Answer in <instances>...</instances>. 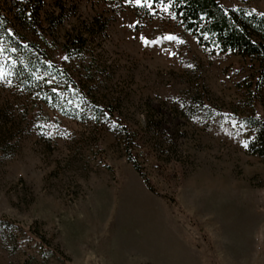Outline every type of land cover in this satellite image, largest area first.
<instances>
[{"label":"rangeland","instance_id":"1","mask_svg":"<svg viewBox=\"0 0 264 264\" xmlns=\"http://www.w3.org/2000/svg\"><path fill=\"white\" fill-rule=\"evenodd\" d=\"M40 15L19 36L75 117L13 81L0 42V264H264L254 59L207 49L167 5L42 0Z\"/></svg>","mask_w":264,"mask_h":264},{"label":"trees","instance_id":"2","mask_svg":"<svg viewBox=\"0 0 264 264\" xmlns=\"http://www.w3.org/2000/svg\"><path fill=\"white\" fill-rule=\"evenodd\" d=\"M1 2L8 6L9 10L8 19L0 16V42L5 45L7 57H10L7 65L9 76L24 90L31 93L35 90L36 94H42L41 97L48 106L63 115L75 117L74 106L65 101L61 102L63 99L46 85L44 76L54 70L49 69L34 51V47L37 48L39 44L31 41L32 46L27 49L21 41L23 36H19L40 26L42 0ZM149 3L167 5L183 30L192 34L207 49L254 59L256 70L253 90L260 91L264 86V14L251 13L244 8H224L218 0H142L141 6ZM10 26H13V31L9 30ZM82 44L81 42L79 46ZM73 47L75 46H66V54H69ZM246 123L252 130V137L247 142L248 151L264 157V121L251 116ZM127 159L140 173L145 185L153 191L145 173L130 152ZM1 224L4 222L0 221Z\"/></svg>","mask_w":264,"mask_h":264},{"label":"snow or ice","instance_id":"3","mask_svg":"<svg viewBox=\"0 0 264 264\" xmlns=\"http://www.w3.org/2000/svg\"><path fill=\"white\" fill-rule=\"evenodd\" d=\"M134 2L137 4H141L142 0H134ZM145 2H146V0H145ZM167 39L172 40V39H176V37L170 35L167 37ZM145 42L148 43V41H145Z\"/></svg>","mask_w":264,"mask_h":264}]
</instances>
